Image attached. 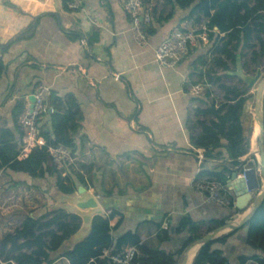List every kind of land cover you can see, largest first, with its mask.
Returning <instances> with one entry per match:
<instances>
[{"label": "crops", "instance_id": "obj_1", "mask_svg": "<svg viewBox=\"0 0 264 264\" xmlns=\"http://www.w3.org/2000/svg\"><path fill=\"white\" fill-rule=\"evenodd\" d=\"M169 1L144 3L150 8L151 23L146 27V45L140 47L130 30L125 0H81L75 10H65L60 0H0V60L5 66L0 74V132L9 130L13 141L21 145L22 155L21 130L15 126L23 113L16 110L18 104L24 111L34 89L39 85L49 88L45 104L52 112L38 121L39 132L44 133L51 132L50 118L56 113L51 97L63 103L59 114L73 102L81 120L71 156L78 167L86 169L62 172L67 176L80 171L86 191L98 199L104 215L114 214L109 222L113 243L126 233L135 234L139 244L154 253H141L140 258L150 259L148 264H182L184 256L185 264H192L201 248L195 242L217 229V221L237 225L248 214L263 181L251 151V137L249 154L239 158L236 166L222 147L206 151L193 145L191 139L202 132L198 123L209 126L215 121L195 111L218 102H208L201 97L204 94L192 95L191 87L203 81L209 84L199 78L208 69L221 76L220 84L225 85L224 72L216 71L222 68L213 59L219 58L226 66L230 61L206 37L189 46L176 68L159 67L154 51L172 29L189 31L206 23L205 19L195 23L196 16L189 17L192 8L182 10ZM254 48L241 43L237 55L242 58L248 50L253 54ZM211 85L218 87L210 83L207 90ZM250 99L245 113L252 124ZM218 151L220 157H216ZM242 167L251 169L250 186L255 189L250 193L242 189L236 176L232 178ZM4 172L1 175L15 185L34 182L24 174ZM217 175L230 178L233 208L208 204L194 188L197 180H215ZM182 221L187 222L184 227ZM247 229L244 225L233 232L222 231L220 237L229 236L211 248L221 251L228 264L263 258L246 243ZM189 238L195 241L183 250ZM73 244L67 241L50 264H69L60 253ZM0 264L4 263L0 260Z\"/></svg>", "mask_w": 264, "mask_h": 264}, {"label": "trees", "instance_id": "obj_2", "mask_svg": "<svg viewBox=\"0 0 264 264\" xmlns=\"http://www.w3.org/2000/svg\"><path fill=\"white\" fill-rule=\"evenodd\" d=\"M60 1L62 7L68 10V4L72 0ZM251 2L252 6H250ZM144 3L147 4L146 0ZM169 3L182 10L192 8L189 17L196 16L193 20L195 23L205 19L208 40L213 42L217 52L224 55L230 63H235L241 43L242 47L253 48L250 44L252 40L258 42L260 55L264 54V0H170ZM146 27H143L144 33ZM232 42L235 44L233 45ZM253 55L256 56L255 53ZM201 60L203 66L207 65ZM213 63L220 66L223 75L226 76L225 73L229 68L219 58L213 59ZM4 69L5 66L0 60V74ZM199 78H206L209 84H218L219 89L224 93V102L218 105L212 104L206 110L195 111L197 115L211 116L215 121H211L209 126L198 123L202 131L201 135L193 137L191 141L196 148L206 151L222 147L228 158L233 160L232 164L236 166L237 160L250 151L252 124H250V116L245 113L249 97L237 87L220 84L221 76L214 75L211 69L200 72ZM49 102L56 113L50 118L51 132H40V136L45 141L43 146H36L28 154L20 155L21 145L13 141L9 130L3 129L0 132V170L21 173L31 180L54 179V188L58 193L73 195L77 185L86 188L82 174L80 171H72L67 176L61 177L48 149L62 145L74 153L73 138L79 128L80 113L73 102L68 103L62 114H59L63 105L61 100L53 96ZM16 110L21 114L23 105L18 104ZM15 121V126L19 128L18 120ZM193 129L191 127V130ZM22 136L21 131L20 137ZM221 141H224V145ZM207 156L210 157L208 154ZM220 156L221 152L218 151L216 157ZM252 158L255 159L254 156ZM78 168L86 169L83 165H79ZM90 169L91 167L88 168ZM215 180L224 184L227 176L217 175ZM113 215L111 212L107 216L95 217L90 234L72 248L60 253V257L67 259L69 264H108L105 259H100L103 250H119L128 246H138L141 253L154 254L139 244L135 234L126 233L113 243L109 226ZM186 224V221L181 222L182 227ZM224 225L225 221H217L215 228ZM245 226L248 228L246 243L264 255V203ZM79 227V218L62 209L44 211L39 216H26L18 228L12 233L5 234L0 240V260L4 264H50L53 261V254L59 252ZM227 236L229 235L203 245L192 264H228L221 251L211 248L214 243L225 241ZM194 241L195 238H189L183 250ZM246 260L264 264V256L241 259L239 264ZM139 261L140 264H148L150 259L140 258Z\"/></svg>", "mask_w": 264, "mask_h": 264}, {"label": "built area", "instance_id": "obj_3", "mask_svg": "<svg viewBox=\"0 0 264 264\" xmlns=\"http://www.w3.org/2000/svg\"><path fill=\"white\" fill-rule=\"evenodd\" d=\"M81 6V0H72L68 4V8L75 10ZM124 11L130 19V30L132 31L137 44L140 47L146 45V35L143 27L151 23L150 8L144 5V0H125ZM207 29L205 25L200 28L181 31L177 28L172 29L167 37L159 43L154 51V61L162 68H176L179 63L187 56L189 46L195 45L197 39L206 40ZM209 84L205 81L191 87V94L198 96L203 94ZM49 88L39 85L32 92L31 96L34 102L25 108L18 119V126L23 133L22 136V155L29 153L36 146H43L44 139L40 136L38 121L47 112L52 110L46 106L45 102L49 95ZM49 155L57 166L65 170H72L75 163L69 149L62 145L51 147L48 149ZM250 171L251 169L242 167L235 174L242 189L246 193L252 190L250 187ZM227 176V181L223 184L216 180L199 179L195 182L194 188L203 194L208 204H213L223 208L234 207V197L231 182ZM140 249L138 246L122 247L119 250H103L100 259H105L108 264H140ZM241 264H258L253 260H246Z\"/></svg>", "mask_w": 264, "mask_h": 264}, {"label": "rangeland", "instance_id": "obj_4", "mask_svg": "<svg viewBox=\"0 0 264 264\" xmlns=\"http://www.w3.org/2000/svg\"><path fill=\"white\" fill-rule=\"evenodd\" d=\"M252 43H254L253 46L255 48L253 52L256 56L252 54L251 50L245 51L242 58L239 56L240 66L248 75H254L258 69L264 74V54L260 55L259 45L256 40H252ZM227 67L231 73L236 71V66L232 63H227ZM216 71L222 72V69L218 68ZM222 77L223 84L235 85L240 90H244L245 85L237 77L231 75L224 76L223 73ZM255 93L256 88L247 94L251 98L249 106L250 112H253ZM203 94L201 97L205 98L208 102L210 100L212 102L216 101L218 104L224 102L223 91L215 85H211ZM210 95L211 97H209ZM251 151L255 153L256 149H252ZM77 167L78 165L75 162L72 168L76 170ZM57 169L60 172V176L65 177V174L62 172L63 169ZM1 174H6L4 171L0 173V229H2V237L4 233L13 232L18 228L26 216H39L44 211H52L63 207V204L59 202L60 196L54 188V179L47 178L39 181L34 180L33 184L29 181V184L24 182L22 185H15L13 181L7 180Z\"/></svg>", "mask_w": 264, "mask_h": 264}, {"label": "water", "instance_id": "obj_5", "mask_svg": "<svg viewBox=\"0 0 264 264\" xmlns=\"http://www.w3.org/2000/svg\"><path fill=\"white\" fill-rule=\"evenodd\" d=\"M239 58V55H237L235 60L236 71L233 73L230 72L228 74L237 77L241 82H243L246 91L256 88L252 112L251 139L253 138L255 142L256 152L254 153V156H258L260 176L263 181V186L260 193L254 198L248 214L243 217L237 225L227 224L223 227L215 229L213 232L207 234L202 239L195 242V245H200L201 247L218 239L220 237L219 234L226 229H228L230 232H233L246 225L264 203V74L260 69L256 70L254 75L246 74L240 66ZM28 101L30 104H32L34 102V98L31 96L29 97ZM234 177L235 174L232 175V178ZM249 189L253 190L255 187L250 186ZM58 194L60 196L59 202L63 204V207L57 209H62L70 215H75L80 220V227L78 231L68 240L69 242L74 243L73 245H75L90 234L93 219L97 216H105L104 211L98 199L91 193H88L82 186L77 188L76 194ZM185 262L186 257L184 256L182 264H185Z\"/></svg>", "mask_w": 264, "mask_h": 264}, {"label": "bare ground", "instance_id": "obj_6", "mask_svg": "<svg viewBox=\"0 0 264 264\" xmlns=\"http://www.w3.org/2000/svg\"><path fill=\"white\" fill-rule=\"evenodd\" d=\"M251 146H252V149H255V142L253 140V138L251 139ZM258 157V156H257ZM192 254V253H191Z\"/></svg>", "mask_w": 264, "mask_h": 264}]
</instances>
